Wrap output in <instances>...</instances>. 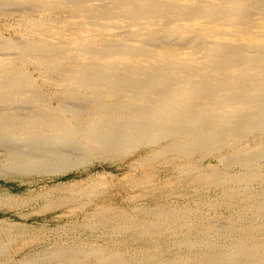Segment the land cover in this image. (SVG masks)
Masks as SVG:
<instances>
[{
    "label": "bare ground",
    "instance_id": "bare-ground-1",
    "mask_svg": "<svg viewBox=\"0 0 264 264\" xmlns=\"http://www.w3.org/2000/svg\"><path fill=\"white\" fill-rule=\"evenodd\" d=\"M12 16L17 36L0 30V157L9 171L66 172L162 143L158 155L180 153L189 161L186 172L199 171L191 162L196 152L209 156L231 142L254 145L221 156L223 165L251 169L264 157V0H0V18ZM201 172L197 180L218 182L215 173ZM244 177L264 181V172ZM258 197L254 220L264 217V190ZM237 241L203 252L204 262L264 264V242ZM77 253L60 255L69 263L88 255ZM95 260L123 264L116 254ZM185 260L171 264H195Z\"/></svg>",
    "mask_w": 264,
    "mask_h": 264
},
{
    "label": "rangeland",
    "instance_id": "rangeland-1",
    "mask_svg": "<svg viewBox=\"0 0 264 264\" xmlns=\"http://www.w3.org/2000/svg\"><path fill=\"white\" fill-rule=\"evenodd\" d=\"M8 18H0L1 33L3 32L2 34L6 37H15L17 36L16 24H14L16 17L12 16L9 20ZM166 145L167 143H162L160 146L146 147L143 148L144 150L140 149L132 154L124 155L123 158H93L87 162L88 164L85 162L82 163L84 165H75L66 172L51 174L49 172H47L48 174L44 172L22 174L9 171L5 167L9 163L8 160L0 157V167L3 168H0V264H24V262L26 264H41L42 262V264H95L96 255L104 257L112 254L121 257L123 264H159V260H161L160 264H171L185 259L190 263L206 264L203 260V252L212 250V252L219 253L234 246V243L237 244V240L246 243L256 240L264 242V217L257 220L251 218L252 209L257 208L259 204L258 196L264 190V181L253 179L254 181L251 180L250 184L243 179V176H248L254 170L264 172V157L252 162V167L249 166L251 169L238 164L236 166L223 165L224 159L234 154L235 149L249 150L254 142L250 141L246 144L231 142L229 145L227 144L228 146L220 147V150L222 148L221 153L218 148L210 152L209 156L207 153L196 152L197 155L194 154L195 157H192L191 162L197 164V167L200 166L199 171L196 167V170L192 169L189 172L185 171L189 161L180 153L176 152V154L174 151L166 149L164 155H158L159 150ZM221 156L226 157L223 159ZM165 161L170 164L165 165ZM259 164L261 167H258ZM178 171L180 172L178 173ZM198 172L206 176L215 173V176L220 177L215 183L207 179L201 180V182L196 179ZM148 175H151V179L146 177ZM235 175H238V178ZM65 177L67 179L59 181L60 178ZM193 177V180H197V182L193 183ZM220 180L222 182L225 180L226 183L224 181L222 185ZM139 183H143V186ZM170 212L174 214L170 215ZM233 221L234 223H232ZM249 222L251 226L248 225ZM166 226L168 227L166 228ZM246 228L248 229L246 230ZM261 235L262 237H260ZM203 241L205 242L203 243ZM196 242L199 243L198 246ZM216 244L223 248H219ZM53 251L55 252L53 253ZM66 251L74 254L78 252L77 254H81L80 257L88 255L83 256L79 262L71 261L69 263V259L64 257L62 259L60 255V252ZM92 251H99V254H90ZM58 252L59 254H57ZM56 256L60 258L58 259Z\"/></svg>",
    "mask_w": 264,
    "mask_h": 264
},
{
    "label": "trees",
    "instance_id": "trees-1",
    "mask_svg": "<svg viewBox=\"0 0 264 264\" xmlns=\"http://www.w3.org/2000/svg\"><path fill=\"white\" fill-rule=\"evenodd\" d=\"M65 179H67V178L66 177L65 178H60L59 181H62V180H65ZM3 184H5V183L3 182ZM16 191H18V190H16Z\"/></svg>",
    "mask_w": 264,
    "mask_h": 264
}]
</instances>
